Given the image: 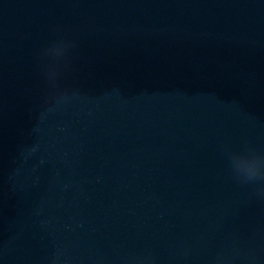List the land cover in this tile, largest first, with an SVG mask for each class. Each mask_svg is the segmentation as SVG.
Instances as JSON below:
<instances>
[{
    "label": "water",
    "instance_id": "95a60500",
    "mask_svg": "<svg viewBox=\"0 0 264 264\" xmlns=\"http://www.w3.org/2000/svg\"><path fill=\"white\" fill-rule=\"evenodd\" d=\"M245 144L264 0H0V264H264Z\"/></svg>",
    "mask_w": 264,
    "mask_h": 264
},
{
    "label": "clouds",
    "instance_id": "9594fccd",
    "mask_svg": "<svg viewBox=\"0 0 264 264\" xmlns=\"http://www.w3.org/2000/svg\"><path fill=\"white\" fill-rule=\"evenodd\" d=\"M53 47L59 48L62 51L61 58H66L67 53L72 47V42L64 39L56 41L45 50L44 54L46 55ZM59 74L58 68L52 67L46 69V75L52 88L51 99L56 103L68 99V93L59 89L57 83ZM225 151L229 156L233 174L244 183L257 185V194L264 197V153L257 151L255 147L247 144L240 150L226 147ZM52 264H56L55 259ZM135 264H155V261L152 257L136 258ZM217 264H223V261L218 259Z\"/></svg>",
    "mask_w": 264,
    "mask_h": 264
}]
</instances>
